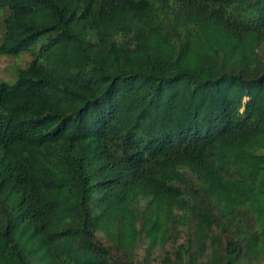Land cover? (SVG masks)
I'll use <instances>...</instances> for the list:
<instances>
[{"label": "trees", "instance_id": "1", "mask_svg": "<svg viewBox=\"0 0 264 264\" xmlns=\"http://www.w3.org/2000/svg\"><path fill=\"white\" fill-rule=\"evenodd\" d=\"M0 8V264H264V0Z\"/></svg>", "mask_w": 264, "mask_h": 264}, {"label": "rangeland", "instance_id": "2", "mask_svg": "<svg viewBox=\"0 0 264 264\" xmlns=\"http://www.w3.org/2000/svg\"><path fill=\"white\" fill-rule=\"evenodd\" d=\"M4 16V11L0 8V43L2 37V25L1 19ZM31 57L28 54H23L19 58H10L6 56H0V80L14 82V76L18 69L25 68Z\"/></svg>", "mask_w": 264, "mask_h": 264}]
</instances>
